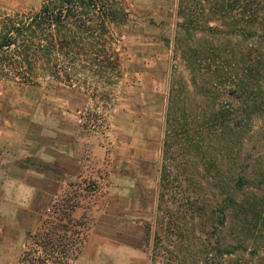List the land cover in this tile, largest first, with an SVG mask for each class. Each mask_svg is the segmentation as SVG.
Returning <instances> with one entry per match:
<instances>
[{
  "label": "trees",
  "instance_id": "16d2710c",
  "mask_svg": "<svg viewBox=\"0 0 264 264\" xmlns=\"http://www.w3.org/2000/svg\"><path fill=\"white\" fill-rule=\"evenodd\" d=\"M128 7L44 0L1 14L0 76L14 67L28 84L118 79L111 26L129 21ZM178 16L190 80L169 91L153 264H264V0H179Z\"/></svg>",
  "mask_w": 264,
  "mask_h": 264
},
{
  "label": "rangeland",
  "instance_id": "374dc122",
  "mask_svg": "<svg viewBox=\"0 0 264 264\" xmlns=\"http://www.w3.org/2000/svg\"><path fill=\"white\" fill-rule=\"evenodd\" d=\"M43 1L0 0V15L36 11ZM126 1L129 21L111 26L118 79L28 84L14 67L0 76V151L10 148L11 130L34 144L60 143L66 131L83 164L51 211L38 214L36 228H25L29 214L19 228L14 213L2 211L0 264H153L169 91L190 75L175 45L179 0ZM252 139L248 148L257 151ZM23 161L48 167L37 157Z\"/></svg>",
  "mask_w": 264,
  "mask_h": 264
},
{
  "label": "crops",
  "instance_id": "0c3cea01",
  "mask_svg": "<svg viewBox=\"0 0 264 264\" xmlns=\"http://www.w3.org/2000/svg\"><path fill=\"white\" fill-rule=\"evenodd\" d=\"M10 132L13 136L7 134L6 141L11 144L10 148L0 151V173L4 177L0 186V214L2 211L14 213L19 228L23 226L21 217L25 218L26 214H29L28 218L24 219L27 226H24L36 228L39 225L38 214L43 213L57 199L59 193L69 187L71 179H78L83 168L82 159L73 140H69L70 132L61 133L66 140L48 144H34L24 140L23 133L15 130ZM19 136L22 138L17 140ZM16 152L18 157L13 154ZM28 157L44 160L48 165L47 169L26 167L25 161L18 163Z\"/></svg>",
  "mask_w": 264,
  "mask_h": 264
},
{
  "label": "built area",
  "instance_id": "2783aa9c",
  "mask_svg": "<svg viewBox=\"0 0 264 264\" xmlns=\"http://www.w3.org/2000/svg\"><path fill=\"white\" fill-rule=\"evenodd\" d=\"M55 202H56V201H54L53 203L55 204ZM47 209H48V211H51V208H50V207H48Z\"/></svg>",
  "mask_w": 264,
  "mask_h": 264
}]
</instances>
